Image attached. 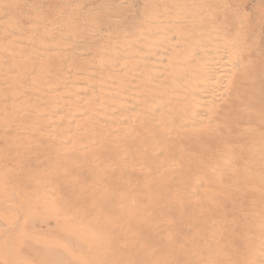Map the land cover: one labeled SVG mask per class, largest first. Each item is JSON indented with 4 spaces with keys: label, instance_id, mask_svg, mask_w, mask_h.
<instances>
[{
    "label": "rangeland",
    "instance_id": "374dc122",
    "mask_svg": "<svg viewBox=\"0 0 264 264\" xmlns=\"http://www.w3.org/2000/svg\"><path fill=\"white\" fill-rule=\"evenodd\" d=\"M263 57L264 0H0V264H264Z\"/></svg>",
    "mask_w": 264,
    "mask_h": 264
},
{
    "label": "bare ground",
    "instance_id": "6f19581e",
    "mask_svg": "<svg viewBox=\"0 0 264 264\" xmlns=\"http://www.w3.org/2000/svg\"><path fill=\"white\" fill-rule=\"evenodd\" d=\"M161 2H162V1H161ZM165 2H166V1H165ZM196 9H197V8H196ZM185 11H186V10H185ZM169 12H170V11H169ZM171 12H172V11H171ZM215 14H216V13H215ZM164 15H166V14H164ZM162 17H164V16H162ZM162 17H161V19H159L158 21L163 20L164 18L162 19ZM203 17H204V16H203ZM222 17H223V16H222ZM177 18H178V17H177ZM215 18H216V17H215ZM171 19H172V18H171ZM182 19H184V18H182ZM208 19H209V18H208ZM167 20H168V19H167ZM238 20H240V19H238ZM153 21H155V20H153ZM180 21H182V20H180ZM201 21H202V19H201ZM211 21H212V20H211ZM222 21H223V20H222ZM198 22L200 23L199 20H198ZM208 22H209V20H208ZM212 22H214V21H212ZM234 22H235V21H234ZM196 23H197V22H195V24H196ZM201 23H203V21H202ZM225 23H226V22H225ZM149 24H150V23H149ZM151 24H152V23H151ZM151 24H150V27L153 26V24H152V25H151ZM168 24L170 25V23H168ZM154 25H155V24H154ZM158 25H162V24H158ZM165 25H166V24H165ZM165 25H162V27H165ZM189 25H191V24L189 23ZM193 25H194V24H192V27H193ZM196 25H197V24H196ZM196 25H194V26H196ZM201 25H202V24H201ZM201 25H198V26H201ZM205 25H206V24H205ZM156 26H157V24L155 25V27H156ZM212 26H213V23H212ZM229 26H230V25H229ZM150 27H149V28H150ZM210 27H211V26H210ZM221 27H222V26H221ZM224 27H225V26H224ZM190 28H191V27H190ZM190 28H188V29H190ZM196 28H197V27H196ZM196 28H195V29H196ZM212 28H213V27H212ZM216 28H217V27H216ZM238 28H239V27H238ZM238 28H237V29H238ZM142 29H143V28H142ZM154 29H155V28H154ZM163 29H164V28H163ZM235 29H236V28H235ZM143 30H144V29H143ZM143 30H142V32H143ZM155 30H157V29H155ZM160 30H161V29H160ZM182 30H183V29H182ZM186 30H187V28H186ZM186 30H184V31H186ZM92 31H93V30H92ZM180 31H181V30H180ZM184 31H183V32H184ZM228 31H229V30H228ZM139 32L142 33L141 31H139ZM144 32H145V31H144ZM173 32H174V31H173ZM183 32H181V33H183ZM186 32H187V31H186ZM209 32H210V31L205 32V33L208 34ZM215 32H216V30H215ZM219 32H220V33H219ZM219 32H218V34H221V31H219ZM155 33H156V31H155ZM175 33H177L176 30H175ZM184 33H185V32H184ZM198 33H199V32H197V36H198ZM200 33H203V32H200ZM205 33H204V34H205ZM190 34H191V33H190ZM222 34H223V33H222ZM222 34H221V36H222ZM235 34H236V33H235ZM240 34H241V33H240ZM159 35H160V34H159ZM159 35H158V37H159ZM183 35H186V34H183ZM188 35H189V34H188ZM215 35H216V34H215ZM106 36H107V35H106ZM160 36H161V35H160ZM169 36H170V35H169ZM190 36H193V35L191 34ZM195 36H196V35H195ZM206 36H207V35H206ZM210 36H211V35H210ZM213 36H214V33H213ZM217 36H218V35H217ZM148 37H149V36H148ZM162 37H163V36H162ZM162 37H159V38H162ZM173 37H174V36H173ZM198 37H200V35H199ZM219 37H220V35H219ZM62 38H64V37H62ZM111 38H112V37H111ZM190 38H191V37H190ZM202 38H203V37H202ZM206 38H207V37H206ZM209 38H210V37H209ZM211 38H214V37H211ZM215 38H216V36H215ZM220 38H222V37H220ZM235 38H236V37H235ZM238 38H239V37H238ZM67 39H68V38H67ZM69 39H70V38H69ZM114 39H115V38H114ZM162 39H163V38H162ZM173 39H174V38H173ZM173 39H171V40L174 41ZM198 39H199V38H198ZM198 39H196V41H197ZM207 39H208V38H207ZM207 39H206V40H207ZM223 39H224V37H223ZM148 40H150V39L148 38ZM208 40H209V39H208ZM73 41H74V39H73ZM75 41H76V40H75ZM176 41H177V40H176ZM181 41H182V40H181ZM181 41H180V42H181ZM191 41H192V40H191ZM191 41H190V43H192ZM199 41H200V40H199ZM227 41H228V40H227ZM174 42H175V41H174ZM188 42H189V41H188ZM146 43H147V42H146ZM176 43H177V42H176ZM176 43H175V44H176ZM186 43H187V42H186ZM193 43H194V42H193ZM199 43H200V42H199ZM116 44H117V43H116ZM183 44H184V43H183ZM214 44H215V43H214ZM146 45H147V44H146ZM176 45H177V44H176ZM209 45H210V44H209ZM219 45H220V44H219ZM248 45H249V44H248ZM220 46H221V45H220ZM148 47H149V46H148ZM176 47H177V46H176ZM178 47H179V46H178ZM188 47H189V50H191V49H190L191 47H190V46H188ZM225 47H226V46H225ZM227 47H228V46H227ZM184 48H185V47H184ZM200 48H203V49L206 48V50H207V49L209 50V47H205V48H204L203 46H200ZM222 48H223V47H222ZM42 49H43V48H42ZM172 49H174V48H172ZM216 49H217V48H216ZM223 49H224V48H223ZM60 50H61V49H60ZM177 50H178V49H177ZM189 50H188V51H189ZM193 50H195V49L193 48ZM206 50L202 53L201 58H198L197 60L195 59L196 61H200V60H201V61H202V63L200 62L201 64H203V62L205 61V62H204V67H203V68H202V65H200L202 69L200 70V76H199L200 81H199V83H198L197 85H195V83H194L193 81H191L192 83H194V86H196V88H199V89L201 88V90H200V91L197 93V95H196V96H197V101H196V102H199V101H201V100H204V99L210 97L211 95H208V94H209V93H212L213 90L215 89V87L218 86L216 89L220 88V89L222 90L223 88H221V87H224L225 84H227V83H226L227 81L224 82L225 84L222 82V81H224L223 79L221 80V82L223 83L224 86L221 85V87H219V86H220V84H222V83H220V84L218 83V85L216 86V85L214 84V82H213L214 79L216 80V79L220 78V77L217 75L218 70L220 69V66L218 67L217 65H219L220 63L217 64V61H218V62H219V61L222 62V60L224 61L225 57H224V59L221 58L222 60H218V59L215 57V58L217 59V61H216L215 58L213 59V58L210 57V56H211V54H210L211 51H210V52H209V51L207 52V53H209L210 55H209V54L205 55ZM224 50L226 51V49H224ZM232 50H233V49H232ZM232 50H231V52H232V54H233V51H232ZM157 51L159 52L158 49H157ZM175 51H176V50H175ZM180 51H181V50H180ZM180 51H179V53H180ZM185 51H186V50H185ZM185 51H184V52H185ZM219 51H220V50H219ZM102 52H103V51H102ZM181 52H182V51H181ZM192 52H193V51H191V53H192ZM196 52H197V51H196ZM214 52H215V51H214ZM217 52H218V51H217ZM221 52H222V51H221ZM221 52H220L219 54H223V53H221ZM226 52H227V51H226ZM226 52H224V53H226ZM177 53H178V52H177ZM177 53H175V55H176ZM187 53H188V52L186 51V54H187ZM212 53H213V52H212ZM215 53H216V52H215ZM236 53H237V52H236ZM188 54H190V52H189ZM194 54H195V53H194ZM197 54H198V53H197ZM197 54H196V55H197ZM216 54H217V53H216ZM226 54H227V53H226ZM59 55H60V54H59ZM66 55H67V54H66ZM143 55H144V54H143ZM208 55H209V56H208ZM213 55H214V53H213ZM217 55H218V54H217ZM223 55H224V54H223ZM197 56H198V55H197ZM220 56L222 57V55H220ZM224 56H225V55H224ZM45 57H46V56H45ZM180 57H181V56H180ZM180 57H179V60L182 58V57H181V58H180ZM183 57H184V56H183ZM195 57H196V56H195ZM198 57H199V56H198ZM212 57H214V56H212ZM229 57L232 58L231 55H229ZM229 57H226V59L229 58ZM233 57H234V54H233ZM176 58H177V57H176ZM190 58H191V56H190ZM263 58H264V57H263ZM152 59H153V58H152ZM171 59H172V58H171ZM183 59H185V58H183ZM186 59H187V58H186ZM188 59H189V58H188ZM188 59H187V60H188ZM209 59H210V60H209ZM229 59H230V58H229ZM176 60H177V59L174 58V61H176ZM206 60H209V61H206ZM227 60H228V59H227ZM231 60H232V59H231ZM97 61H98V60H97ZM169 61H171V60H169ZM225 61H226V60H225ZM229 61H230V60H229ZM231 63H232V62H231ZM238 63H240V62L238 61ZM263 63H264V62H263ZM102 64H103V63H102ZM167 64H168V63H167ZM169 64H170V63H169ZM221 64L224 65V62H222ZM225 64H226V63H225ZM232 64H234V63H232ZM170 65H171V64H170ZM195 65H196V64H195ZM195 65H194V66H195ZM197 65H199V64H197ZM197 65H196V67H198ZM227 65H228V64H227ZM227 65H226V66H227ZM62 66H63V65H62ZM86 66H87V65H86ZM179 66H180V65H179ZM190 66H191V65H189V67H190ZM229 66H230V65H229ZM234 66H235V65H234ZM234 66L232 65V67H231V66L228 67V68H230V70H228V69L225 68V71H224V69H223V71H222V70L220 69V70H221V71L219 70V71H220V74H221V72H227L226 70H228V71L230 72V71H231V68H233ZM34 67H35V66H34ZM166 67H167V66H166ZM169 67H170V66H169ZM177 67H178V66H177ZM221 67H222V66H221ZM224 67H225V65H224L222 68H224ZM32 68H33V67H32ZM198 68H199V67H198ZM198 68H197V69H198ZM234 68H235V67H234ZM234 68H233V69H234ZM94 69H95V68H94ZM171 69H173V68H171ZM179 69H181V68H179ZM188 69H189V68H188ZM191 69H196V68H193V67H192ZM197 69H196V70H197ZM78 70H79V69H78ZM170 71H171V70H170ZM33 72H34V71H33ZM110 72H111V71H110ZM110 72H109V73H110ZM163 72H164V71H163ZM171 72L176 73V71H174V69H173V71H171ZM193 72H194V71H193ZM107 73H108V72H107ZM145 73H146V72H145ZM147 73H148V72H147ZM147 73H146V74H147ZM168 73H169V71H168ZM190 73H191V72H190ZM194 73H195V72H194ZM227 73H228V72H227ZM227 73H226V75H227ZM110 74H111V73H110ZM165 74L167 75L166 72H165ZM170 74H171V73H170ZM220 74H219V75H220ZM233 74H234V73H233ZM248 74H249V73H248ZM166 75H165V76H166ZM176 75H177V74H176ZM197 75H198V74H197ZM223 75H224V74H223ZM223 75L221 74V76H223ZM104 76H105V75H104ZM120 76H121V75H119V77H120ZM174 76H175V75H174ZM191 76H192V75H191ZM202 76H203V77H202ZM217 76H218V78H217ZM233 76H234V75H233ZM114 77H115V76H114ZM121 77H122V76H121ZM148 77H149V76H148ZM175 77H176V76H175ZM178 77H179V76H178ZM192 77H193V76H192ZM223 77H224V76H223ZM253 77H254V76H253ZM163 78H164V77H163ZM179 78H180V77H179ZM195 78H196V77H195ZM221 78H222V77H221ZM231 78H232V76H231ZM231 78H230V79H231ZM234 78H235V77H234ZM236 78H237V76H236ZM238 78H239V77H238ZM56 79H57V78H56ZM116 79H117V81L119 80L118 77H117ZM168 79H170V78H168ZM186 79H187V78H186ZM188 79H189V78H188ZM225 79H226V78H225ZM227 79H228V77H227ZM227 79H226V80H227ZM111 80H112V79H111ZM111 80H110V81H111ZM161 80H162V79H161ZM161 80H160V81H161ZM164 80H165V79H164ZM234 80H235V79H234ZM240 80H241V79H240ZM24 81H25V80H24ZM26 81H27V80H26ZM166 81H167V79H166ZM170 81H172V80H170ZM170 81H169V82H170ZM173 81H176V80H173ZM185 81H187V80H184V82H185ZM194 81H195V80H194ZM216 81H217V80H216ZM133 82H134V81H133ZM169 82H168V83H169ZM188 82H189V81H188ZM188 82H186V83L188 84ZM195 82H197V80H196ZM229 82H230V81H229ZM229 82H228V85H229ZM108 83H109V82H108ZM119 83L121 84L122 82H119ZM135 83H136V82H135ZM139 83H140V82H139ZM161 83H162V82H160V84H161ZM163 83H165V82H163ZM168 83L166 82L165 84H166V85H170V84H171L170 86H173V84H172L173 82L170 83V84H168ZM232 83H233V82H232ZM45 84H46V83H45ZM83 84H85V83H83ZM187 84H186V86H187ZM230 84H231V83H230ZM237 84H238V83H236V85H237ZM29 85H30V84H29ZM81 85H82V84H81ZM85 85H86V84H85ZM256 85H257V84H256ZM34 86H35V85H34ZM132 86H133V84H132ZM170 86H169V87H170ZM174 86H175V85H174ZM237 86H238V85H237ZM239 86H241V84H240ZM38 87H39V86H38ZM42 87H43V86H42ZM42 87H41V88H42ZM45 87H46V86H45ZM61 87H62V86H61ZM115 87H116V86H115ZM135 87H136V86H135ZM139 87H141V86H139ZM142 87H143V86H142ZM142 87H141V88H142ZM191 87H192V86H191ZM228 87H230V86H228ZM231 87H232V86H231ZM235 87H236V86H235ZM48 88H49V87H48ZM238 88H240V87H238ZM18 89H20V88H18ZM43 89H44V88H43ZM85 89H86V88H85ZM143 89H144V88H143ZM166 89H167V88H166ZM227 89H228V88H227ZM229 89H230V88H229ZM232 89H233V88H232ZM232 89H231V90H232ZM235 89H236L235 91H238V90H239V89L237 90V88H235ZM263 89H264V88H263ZM20 90H21V89H20ZM41 90H42V89H41ZM50 90H51V89H50ZM60 90H61V89H60ZM145 90H147V89H145ZM171 90H172V88H171ZM221 90H220V91H221ZM90 91H91V90H90ZM101 91H102V90H101ZM147 91H149V89H148ZM214 91H215V90H214ZM216 91H217V90H216ZM220 91H219V92H220ZM33 92H34V91H33ZM80 92H81V91H80ZM105 92L108 93V89H107ZM110 92H111V91H110ZM137 92H138V91H137ZM149 92H150V91H149ZM262 92H263V91H262ZM35 93H36V92H35ZM81 93H82V92H81ZM81 93H80V94H81ZM144 93L146 94L147 92L144 91ZM231 93H232V92H231ZM235 93H236V92H235ZM161 94H162V92H161ZM161 94H160V95H161ZM176 94H177V93H175V95H176ZM180 94H181V93H180ZM213 94H214V92H213ZM213 94H212V95H213ZM216 94H217V93H216ZM82 95H83V93H82ZM94 95H95V94H94ZM171 95H173V97H174V93L171 94ZM171 95H170V96H171ZM218 95H219V94H217V96H218ZM59 96H60V95H59ZM99 96H100V93H99ZM105 96H106V94H105ZM105 96H104V97H105ZM196 96H195V97H196ZM214 96H215V98H214V100H215V99H216V95H214ZM22 97H23V96H22ZM91 97H92V96H91ZM102 97H103V95H102ZM106 97H107V96H106ZM106 97H105V98H106ZM132 97H133V96H132ZM144 97H145V96H144ZM173 97H172V98H173ZM175 97H176V96H175ZM177 97H179V96H177ZM177 97H176V98H177ZM222 97H223V96H222ZM225 97H226V96H225ZM107 98H108V97H107ZM136 98H138V97H136ZM146 98H147V97H146ZM184 98H185V97H184ZM184 98L182 97L181 99H184ZM191 98H192V97H191ZM212 98H213V96H212ZM212 98H211V99H212ZM219 98H220V96H219ZM219 98H218V99H219ZM227 98H228V97H227ZM9 99H10V98H9ZM70 99H71V98H70ZM83 99H84V98H83ZM88 99H90V98H88ZM88 99H87V101L90 102V100H88ZM92 99H93V97H92ZM100 99H101V98H100ZM132 99H134V97H133ZM138 99H139V98H138ZM153 99H154V98H153ZM166 99H168V98L166 97ZM166 99H165V100H166ZM229 99H230V98H229ZM249 99H250V98H249ZM63 100H66V99H63ZM93 100H94V99H93ZM101 100H102V99H101ZM109 100H110V99H109ZM109 100H108V101H109ZM190 100H191V99H190ZM212 100H213V99H212ZM226 100H227V99H226ZM232 100H233V99H232ZM232 100H230V102H231ZM29 101H30V100H29ZM61 101H62V100H61ZM102 101H105V100H102ZM110 101H111V100H110ZM142 101H143V99H142ZM151 101H154V100L151 99ZM170 101H173V100H170ZM206 101H207V100H206ZM209 101H211V100L209 99ZM215 101H216V100H215ZM220 101H222V100H220ZM256 101H257V100H256ZM63 102H64V101H63ZM66 102H67V101H66ZM75 102H76V101H75ZM75 102H74V103H75ZM83 102H84V101H83ZM91 102H92V101H91ZM100 102H101V101H100ZM106 102H107V101H106ZM112 102H113V101H112ZM114 102H115V100H114ZM140 102H141V101H140ZM178 102H180V101H178ZM188 102H189V101H188ZM222 102L224 103V101H222ZM227 102H228V101H227ZM55 103H56V101H55ZM69 103H71V101H70ZM77 103H78V102H77ZM86 103H88V102H86ZM92 103H93V102H92ZM108 103H109V102H108ZM115 103H116V102H115ZM150 103H152V102H150ZM168 103H170V102H168ZM190 103H192V101H191ZM193 103H194V101H193ZM219 103H221V102H219ZM94 104H95V103H94ZM109 104H110V103H109ZM174 104H176V102H175ZM174 104H173V105H174ZM180 104H184V103L181 102ZM186 104H187V103H186ZM186 104H185V105H186ZM194 104H195V103H194ZM200 104H201V105H204V104H206V103H204V104H203V103H200ZM213 104H214V103H213ZM215 104H216V103H215ZM221 104H222V103H221ZM221 104H219V105H221ZM77 105H78V104H77ZM110 105H111V104H110ZM191 105H192V104H191ZM208 105H209V103H208ZM223 105H224V104H223ZM227 105H229V104H227ZM59 106H60V105H59ZM63 106H64V105H63ZM152 106H153V104H152ZM152 106H150V107L148 106V107H149V108H152ZM195 106H196V105H195ZM215 106H217V105H215ZM247 106H248V105H247ZM57 107H58V106H57ZM67 107H68V106H67ZM71 107H72V106H71ZM75 107H76V106H75ZM75 107H74V108H75ZM87 107H88V106H87ZM93 107H94V106H92V108H93ZM105 107H106V106L104 105L103 108H105ZM171 107H172L173 109L175 108V107H173V106H171ZM171 107H170V108H171ZM182 107H183V105H182ZM192 107H193V106H192ZM198 107H199V106H198ZM65 108H66V107H65ZM79 108H80V107H79ZM88 108H89V107H88ZM109 108H110V107H109ZM113 108L115 109V107H113ZM172 108H171V109H172ZM222 108H223V107H222ZM259 108H260V107H259ZM68 109H69V107H68ZM89 109H91V108H89ZM93 109H95V108H93ZM93 109H92V110H93ZM100 109H101V108H100ZM140 109H142L141 106H140ZM145 109H146V107H145ZM175 109H176V108H175ZM177 109H178V108H177ZM187 109L189 110V108H187ZM210 109H212V108L210 107ZM215 109H216V108H215ZM21 110H22V109H21ZM69 110H70V109H69ZM96 110H97V109H96ZM112 110H113V109H112ZM119 110H120V109H119ZM142 110H143V109H142ZM184 110H185V109H184ZM188 110H187V111H188ZM190 110H191V108H190ZM190 110H189V111H190ZM193 110H194V109H193ZM199 110H200V109H199ZM217 110H218V109H217ZM77 111H78V110H77ZM175 111H176V110H175ZM178 111L181 112V110H177V113H178ZM185 111H186V110H185ZM201 111H202V109H201ZM208 111H209V110H208ZM219 111H220V110H219ZM69 112H70V111H69ZM96 112H97V111H96ZM137 112H138V111H136V113H137ZM161 112H164V111H161ZM172 112H173V111H172ZM182 112H183V111H182ZM193 112H194V111H192V113H193ZM195 112H197V111L195 110ZM222 112H223V111H222ZM33 113H34V112H33ZM63 113H64V112H63ZM71 113H72V112H71ZM92 113H93V112H92ZM104 113H105V112H104ZM141 113H142V112H141ZM177 113H176V115H177ZM189 113H190V112H188V114H189ZM215 113H216V112H215ZM223 113H224V112H223ZM59 114H60V113H59ZM65 114H66V113H65ZM67 114H68V113H67ZM94 114H96V113H94ZM100 114H101V113H100ZM142 114H143V113H142ZM195 114H196V113H195ZM198 114H200V111L198 112ZM76 115H77V112H76ZM87 115H88V114H87ZM91 115H92V114H91ZM139 115H140V114H139ZM165 115H166V113H165ZM180 115H181V114H180ZM182 115H183V114H182ZM202 115H203V114H202ZM204 115H205V114H204ZM204 115H203V116H204ZM41 116H42V115H41ZM61 116H63V114H62ZM168 116H169V115H168ZM183 116H184V115H183ZM191 116H193V115H191ZM57 117H59V116H57ZM69 117H70V116H69ZM71 117H72V116H71ZM71 117H70V118H71ZM76 117H77V116H76ZM94 117H95V116H94ZM141 117H142V116H141ZM170 117H171V115H170ZM174 117H176V116H175V112H174ZM179 117H180V116H179ZM250 117H251V116H250ZM70 118H68V119H70ZM104 118H105V117H104ZM142 118H143V117H142ZM180 118H181V117H180ZM76 119H78V118H76ZM105 119H106V118H105ZM168 119H169V118H168ZM174 119H175V118H174ZM57 120H58V119H57ZM178 120H179V119H177V121H178ZM216 120H217V119H216ZM91 121H93V120H91ZM103 121H104V120H103ZM145 121H146V120H145ZM145 121H144V122H145ZM181 121H183V120H181ZM217 121H218V120H217ZM255 121H256V120H255ZM29 122H30V121H29ZM84 122H85V121H84ZM94 122H95V121H94ZM96 122H97V121H96ZM142 122H143V121H142ZM184 122H185V121H184ZM80 123H82V122H80ZM80 123H79V124H80ZM99 123H100V122H99ZM123 123H124V122H123ZM168 123H169V122H168ZM176 123H177V122H176ZM210 123H211V122H210ZM43 124H44V123H43ZM64 124H65V123H64ZM67 124H69V123H67ZM79 124H78V125H79ZM82 124H83V123H82ZM164 124H165V123H164ZM164 124H163V125H164ZM169 124H170V123H169ZM191 124H192V123H191ZM70 125H71V124H70ZM78 125H77V127H78ZM87 125H88V124H87ZM89 125H90V124H89ZM130 125H131V124H130ZM170 125H171V124H170ZM180 125H181V124L179 123V126H180ZM251 125H252V124H251ZM62 126H63V125H62ZM82 126H83V125H82ZM96 126H98V125H96ZM96 126H94V128H95ZM113 126H114V125H113ZM249 126H250V125H249ZM63 127H64V126H63ZM70 127H71V126H70ZM89 127H90V126H89ZM111 127H112V126H111ZM49 128H50V127H49ZM68 128H69V127H68ZM68 128H67V129H68ZM75 128H76V127H75ZM85 128H86V127H85ZM94 128H93V129H94ZM98 128H99V127H98ZM162 128H164V127H162ZM170 128H171V126H170ZM172 128H173V127H172ZM172 128H171V129H172ZM258 128H260V127H258ZM29 129H30V128H29ZM33 129H34V128H33ZM33 129H31V130H33ZM65 129H66V128H65ZM69 129H70V128H69ZM69 129H68V130H69ZM186 129H187V128H186ZM247 129H248V127H247ZM73 130H74V129H73ZM75 130H76V129H75ZM101 130H102V128H101ZM214 130H215V129H214ZM252 130H255V128L252 129ZM258 130H259V129H258ZM258 130H256L255 132H259V131H260V130H259V131H258ZM76 131H77V130H76ZM78 131H79V130H78ZM125 131H127V130H125ZM63 132H64V131H63ZM80 132L83 133V131H80ZM86 132H87V131H85V133H86ZM64 133H65V132H64ZM85 133H84V135H85ZM260 133L262 134V133H264V132L261 131ZM260 133H259V134H260ZM66 134H67V133H66ZM69 134H70V133H69ZM88 134H89V133H88ZM252 134H253V133H252ZM69 136H70V135H69ZM72 136H74V134H73ZM81 136H82V135H81ZM85 136H86V135H85ZM200 136H202V135H200ZM70 137H71V136H70ZM260 137H262V136H260ZM146 138H147V137H146ZM197 138H198V137H197ZM197 140H198V139H197ZM199 140H200V139H199ZM199 140H198V141H199ZM231 140H232V139H231ZM247 140H248V139H247ZM207 143H208V142H207ZM241 143H242V142H241ZM255 144H256V142H255ZM255 144H254V146H255ZM257 144H258V142H257ZM263 144H264V142H263ZM206 146H207V145H206ZM242 147H243V146H242ZM260 149H261V148H260ZM260 149H258L259 152H260ZM241 151H242V150H241ZM249 152H250V151H249ZM262 152L264 153V151H262ZM251 163H252V162H251ZM254 163H255V162H254ZM254 165H255V164H254ZM218 169H219V168H218ZM220 169H221V168H220ZM243 170H244V169H243ZM251 172H252V171H251ZM214 174H215V173H214ZM247 186H248V185H247ZM239 194H240V193H239ZM239 196H240V195H239ZM242 199H243V198H242ZM257 200H258V199H257ZM257 200H256V201H257ZM252 202H255V200H254V201L252 200ZM233 204H234V203H233ZM251 205H252V204H251ZM254 206H255V205H254ZM261 206H262V205H261ZM247 207H248V206H247ZM255 207H256V206H255ZM255 207H254V208H255ZM225 208H227V207H225ZM250 208L252 209V207H250ZM222 209H223V208H222ZM254 210H255V209H254ZM254 210H252V211H254ZM256 210H258V209H256ZM259 211H260V209H259ZM259 211H258V212H259ZM249 212H250V211H249ZM258 212H257L256 214H258ZM263 212H264V211H263ZM219 213H220V212H219ZM252 213H253V212H252ZM254 213H255V211H254ZM261 213H262V211H261ZM247 214H250V213H247ZM259 214H260V213H259ZM259 214L257 215V216H258V217H257V220L260 218ZM250 215H251V214H250ZM260 215H261V214H260ZM262 216H263V215H262ZM254 217H256V216L253 214V218H252V219H254ZM249 218H251V217H249ZM252 219H251V221H252ZM255 219H256V218H255ZM260 219H261V218H260ZM260 219L258 220V222L261 221ZM249 220H250V219H249ZM253 222H254V221H253ZM260 223L263 224V225H262L259 229H257V230H256L255 227H253V226L255 225V223H254L253 226L251 225V224H253L252 222H251V224H250V222H249V224H248L249 226H250V225L252 226V227L250 226L251 229L253 228V229L256 231L255 234L253 233L254 235H253L252 238H251V244H250V245H252V244L256 245V247H257L256 251L258 252V254H261V253H259V250L262 249V248L264 247V221H263V223H262V222H260ZM212 224H213V223H212ZM258 224H259V223H258ZM213 225H215V223H214ZM259 225H260V224H259ZM255 226H256V225H255ZM257 226H258V225H257ZM258 227H259V226H258ZM251 229H250V230H251ZM254 230H253V232H255ZM248 231H249V230H248ZM247 234H248V232H247ZM247 234H246V235H247ZM212 236H213V235H212ZM247 237L249 238V236H247ZM247 237H246V238H247ZM250 237H251V236H250ZM236 243H237V242H236ZM247 243H249L248 240H247ZM240 244H241V243H240ZM245 246H246V244H245ZM250 247H251V246H250ZM260 251H261V250H260ZM252 253H256V252L254 251V252H252ZM263 253H264V252H263ZM263 253L261 254L262 256H263ZM248 254H249V253H248ZM246 255H247V254H246ZM262 256H261V257H262ZM247 257H248V256H247ZM249 258H250V257H249ZM251 258H252V257H251ZM251 258H250V259H251ZM253 258H255V256H253ZM253 258H252V260H253ZM220 259H221V258H220ZM256 259H257V258H256ZM237 260H238V258H237ZM252 260H251V261H252ZM232 261H233V260H232ZM234 261H235V260H234ZM245 261H246V258H245ZM261 261H262V260H261ZM263 261H264V260H263ZM249 262H250V260H249ZM249 262H248V263H249ZM248 263H247V264H248ZM256 263H257V262H256ZM263 263H264V262H263ZM244 264H246V263H244ZM251 264H252V263H251ZM259 264H262V263H259Z\"/></svg>",
    "mask_w": 264,
    "mask_h": 264
}]
</instances>
